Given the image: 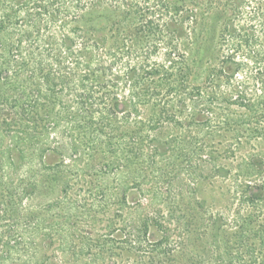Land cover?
Masks as SVG:
<instances>
[{"label": "trees", "instance_id": "obj_1", "mask_svg": "<svg viewBox=\"0 0 264 264\" xmlns=\"http://www.w3.org/2000/svg\"><path fill=\"white\" fill-rule=\"evenodd\" d=\"M1 112L0 264H264V0H0ZM173 156L237 201L230 227L207 187L184 214L127 209ZM115 161L139 175L107 189Z\"/></svg>", "mask_w": 264, "mask_h": 264}, {"label": "rangeland", "instance_id": "obj_2", "mask_svg": "<svg viewBox=\"0 0 264 264\" xmlns=\"http://www.w3.org/2000/svg\"><path fill=\"white\" fill-rule=\"evenodd\" d=\"M167 1H169L170 3H175V4H180V5L182 4L183 6L187 5L190 8L195 7V9L197 10L200 7V5L203 3V0H192V3H188L189 0H167ZM218 2L221 3L223 2V0H218ZM195 4H197L198 6H195ZM4 119L6 120V112H1L0 113V170H3L4 171L3 173L5 175H6V172L7 174L11 175V177L9 176L7 177L6 181H11V180L16 181L18 180L19 177L15 175L16 171L14 170V168H17V166H15L12 170L8 165L6 166V127L2 123ZM158 133H161V136L163 137V139H165L167 136L171 134V129L169 126H163L161 129H159ZM186 138H189V141H197V134L195 133V131H192L190 133V137H186ZM160 160L161 159H156V162H157L156 167H158V171L144 169L145 175L146 176L148 175L149 180L146 179L144 181L143 179L142 184H140V181L138 184L136 183L134 184L132 183V181H130V183L127 185V190H128L126 192V207H128L127 209L130 210L131 208L136 209L138 207H141L139 205L147 204L148 200L149 202H152L154 200V196H156L155 200H157V203L155 206L162 207L165 204V202H167L168 205L172 206L174 203L176 204V207H178V210L180 209L179 213L184 214L185 211L188 212V209L190 206L192 207L191 203L195 197L198 199L202 198L200 189L207 187V189L209 188V190L211 191L214 190V193L212 191L213 198L211 199V201L207 200L208 205L207 207L204 208L203 211H206L208 213L212 212V214L214 215L216 214V216H218L219 214L225 213V216L227 217L226 225L230 227L231 220L235 218L234 212L238 210L239 205L237 204V201H232L233 200L232 197L227 195V197L224 198V196L220 194L222 193V191H219L220 190L219 188H221L222 186L221 184H219V182L217 181L213 182L211 179L209 181L204 180L203 177L207 175L206 171L205 173H200L201 171L197 170V173H195V175L194 174L189 175L188 171L184 169L185 165L181 164L182 161L178 160L176 156H173L172 158L169 157L168 161L164 163H159ZM118 164H119V167H117L115 170L113 169V173H111V168H108L105 171L107 173L106 176L108 177L106 178V182H104V186L107 189L115 186V184H117V180H120V181L124 180L126 182L128 178L130 177L132 178L133 176L136 177L137 175H139L138 171L136 170V168L139 170V168L136 167V162L132 161V162H128L126 165H120L122 164L121 162L119 163L118 161H115V165H118ZM168 164H172L173 166H168ZM198 168H202V167L198 166ZM204 168L205 167H203V169ZM23 170L28 171L29 169L25 168ZM152 174H155L154 176H157V177H153L152 179ZM161 174H163L162 179L166 178V181L168 183L165 181L163 182V181L156 180L158 177L161 176ZM207 183L212 184L211 187L208 186ZM223 188H225V186ZM160 193H163V196H161ZM254 193L256 194L257 192L255 191ZM36 196H39V197L37 198ZM35 197L37 199L34 202H32L33 205H31L30 207L39 206V204L43 202L45 195H42L38 193L37 191L35 193L34 198ZM182 197H184V200L182 199ZM94 198H97V197H92V199ZM179 198L183 200V203L180 202ZM22 202H23L22 205L24 206V204L28 205L30 201L27 202L26 199H23ZM188 202L190 203L187 205ZM198 202H200V205L198 204V206L202 208L201 204L203 202L202 201H198ZM81 203L84 204L83 202ZM111 203L112 202H109L107 200V203H105V206L107 205L108 208H111V206L109 205ZM32 210L35 211L37 209L32 208ZM197 210H200V209H196V212H194V214L198 216L200 215L199 214L200 212L198 213ZM260 212L264 213V210L262 209ZM89 214L91 215L92 213H89ZM80 215L82 217L78 218L79 219L78 222L81 224V227H89L91 229H96V228H93V226L96 225V223L94 225H90L91 220L86 219V217H88L86 212ZM182 217H183V221L185 222L186 220L184 216ZM100 218L103 219V217H100ZM104 225L105 223L103 221L102 223H99V225H97V228L99 226L100 229H97V232H94V235H99V236L106 235L108 232L107 230L105 231ZM201 226H204V225H201ZM227 229L229 230V228ZM245 242L251 243L252 245L253 243H255V241H253V238H252V241L250 240V238H248V240H245ZM257 248H261V246ZM239 253H241L240 260H243L244 262H246V264H263L262 262L258 263V261L254 262V260L256 259L255 258L256 255L253 253L251 254L247 250H240ZM215 258L216 257L214 256V259ZM215 262H217V260H215Z\"/></svg>", "mask_w": 264, "mask_h": 264}]
</instances>
